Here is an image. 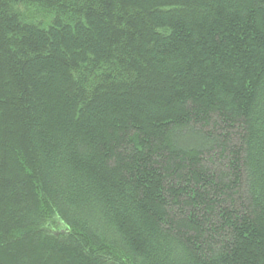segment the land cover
Wrapping results in <instances>:
<instances>
[{
  "label": "trees",
  "instance_id": "1",
  "mask_svg": "<svg viewBox=\"0 0 264 264\" xmlns=\"http://www.w3.org/2000/svg\"><path fill=\"white\" fill-rule=\"evenodd\" d=\"M0 264H264V0H0Z\"/></svg>",
  "mask_w": 264,
  "mask_h": 264
}]
</instances>
